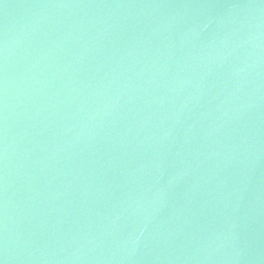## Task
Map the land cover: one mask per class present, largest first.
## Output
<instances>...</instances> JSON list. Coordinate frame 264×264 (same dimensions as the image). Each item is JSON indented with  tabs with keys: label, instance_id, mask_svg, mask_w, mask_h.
<instances>
[{
	"label": "water",
	"instance_id": "95a60500",
	"mask_svg": "<svg viewBox=\"0 0 264 264\" xmlns=\"http://www.w3.org/2000/svg\"><path fill=\"white\" fill-rule=\"evenodd\" d=\"M0 264H264V0H0Z\"/></svg>",
	"mask_w": 264,
	"mask_h": 264
}]
</instances>
